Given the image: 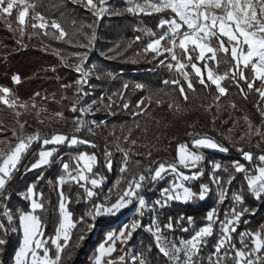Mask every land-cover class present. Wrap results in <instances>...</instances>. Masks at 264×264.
<instances>
[{"label": "trees", "instance_id": "trees-1", "mask_svg": "<svg viewBox=\"0 0 264 264\" xmlns=\"http://www.w3.org/2000/svg\"><path fill=\"white\" fill-rule=\"evenodd\" d=\"M25 2L36 6L35 14L58 23L66 36L61 39L51 27L46 30L33 28L35 21L31 19L32 9H29L22 31L17 23V10L13 11L11 17L0 15V88L9 90L13 99L32 110L41 107L58 113L65 119L80 117L78 112L72 110L73 100L78 97V76L63 68L62 60L76 65L81 61L78 55L88 53L85 64L91 73V93L98 101L104 96V102L114 114L108 125L119 146L128 153L129 161L125 163L127 159L123 153H114L104 137L90 134L88 122L80 131L40 132L39 141L28 148L6 181L5 188L0 190V225L3 226L0 228V240L4 241L0 244V264H15V254L22 243L19 217L21 214L31 213V204L24 196L31 188L43 205V211H37L35 215L43 226L42 239L49 240L47 247L50 256H57L50 243L61 222V192L68 201V210L76 228L71 232L70 239L62 242L63 251L59 254V264H94L97 250L107 236L121 229L112 227L119 220L118 217L96 215L97 207H111L116 200L110 204L99 201L109 197L108 192L121 178H124L121 188L125 189L130 182H139V176H143L140 190L137 192L132 188L135 191L133 198H125L130 204L123 213L126 215L134 210L136 200L142 196H146L149 205L153 204L165 185L148 195L154 186L149 176L155 174L159 165L165 162L163 155L166 151L176 158L181 145L202 157L200 164L193 170L200 178L188 182L187 188L198 197L201 188L207 186L210 194L205 201L198 198L190 203L172 201L170 207L163 210L164 216L159 224L170 242L180 246L183 239L192 237L197 229L207 224L208 213L215 209L213 199L216 188L211 174L220 179L221 185L228 189L229 202L233 195L241 197L242 203L235 206L230 203L229 206L242 213L234 234L236 246L240 247L239 237L243 233L262 232L264 197L256 199L250 194L245 173H237L233 165L239 164L246 170H251L252 162L258 163L259 157L264 155L257 144L260 142L264 145V99L260 96V92L264 91V84L255 81L250 91L238 76H230L221 83L227 94L220 96L215 85L205 77V71L208 66L217 76L233 72L230 56L220 54L215 62L206 59L205 63L196 64L204 74V84H201L200 77L193 72L191 64L181 51H176V56L186 65L189 80L175 70L176 62L167 53L157 56L147 52L148 45L159 39L165 31V28L159 29L161 22L173 18L170 12L136 15L126 10L124 0H112L109 14L97 18L91 11L71 0ZM89 40L92 41L91 44L88 43ZM216 44L217 41L213 40L212 46L216 47ZM87 47L89 49H85ZM163 47L168 48L167 42ZM192 63H196L195 55ZM243 74L249 82L253 81L250 68L245 69ZM17 78L19 83L14 82ZM188 82L192 85L191 90ZM180 88L184 89L183 96ZM32 105L36 107L33 108ZM0 109L9 108L0 104ZM110 118L112 115L105 113L94 120ZM253 130H258L259 135ZM68 134L83 143L75 147H68L67 143L58 147L52 144L44 146L43 141L54 135ZM0 138L16 146L20 137L16 129L12 130L5 123L0 127ZM197 138L212 140L225 153L193 148L192 144ZM55 149L57 152L52 156L49 166L32 170L42 151ZM151 153H156L155 157L158 158L147 157ZM67 154L76 157L86 154L96 158V165L90 175L96 180L103 179V182L101 186L91 188L94 193L91 198L85 191L90 187L85 188L74 182L64 171V165H68V171L73 176L79 171L73 158H65L61 165L55 163ZM245 154L251 155V163L244 159ZM109 164L110 168L106 166ZM214 165L220 166L218 171L213 172ZM124 166L128 169L127 172H122ZM61 179H68L69 182L60 185ZM229 202H225L218 211L216 231L225 218ZM155 209H158L157 205ZM142 213L141 216L136 214L126 219V223H130L132 218L142 222L127 248L145 255L148 264H171L156 246L148 228L152 212ZM9 217L12 223L8 222ZM216 244L215 236L202 243L194 258L195 264H214L211 256ZM121 248L119 243L111 256L113 259L119 257ZM224 263L234 264L232 259H226Z\"/></svg>", "mask_w": 264, "mask_h": 264}, {"label": "snow or ice", "instance_id": "snow-or-ice-1", "mask_svg": "<svg viewBox=\"0 0 264 264\" xmlns=\"http://www.w3.org/2000/svg\"><path fill=\"white\" fill-rule=\"evenodd\" d=\"M130 5L134 4V0H128ZM88 6L90 8H95L96 5L92 3V0H87ZM35 5L31 3H26L25 0H0V15L11 17L14 10L18 11L17 23L21 26V31L23 26L26 24V18L29 16V9L33 10V15L31 19L35 21L32 24L33 28H39L41 30H46L48 27L54 29L61 39H64L66 33L62 30L61 26L55 21H48L44 16L35 14ZM104 9L101 8V12ZM129 12L139 15H153L163 12H170L173 16L172 19L167 21H162L160 24L161 28L168 29V35H162L159 39H155L153 43L149 44L146 51L156 54L157 56L164 55L167 53L176 62V71L181 72L182 69L186 67L184 63H181L176 57V50H180L185 59L191 64L193 72L197 77H200V83L204 84V79L201 74V70L196 64L205 63L206 59L215 62L217 56L223 54L225 56H230L233 62L234 71L226 73L224 76H214L211 70H207V77L210 83L214 84L218 89L219 95H226L225 89L221 86L220 81L229 79L230 76H238L240 80H243L248 89L251 91L253 89V84L255 81H260L264 84V0H150V2L139 4L135 3L134 7H129ZM97 13L94 12V15ZM186 29V31H185ZM94 38V37H93ZM216 40V47L212 46V41ZM89 40V44H91ZM167 42L168 48L165 49L163 45ZM84 47V45H80ZM193 55L196 57V63L193 64ZM81 61H85L87 56L80 58ZM219 65L217 64V67ZM253 73V81L249 82L244 77V70L249 69ZM78 73L82 72L80 67L75 69ZM187 80V76L185 75ZM15 83H19V79H15ZM167 83V82H166ZM178 85L179 82L177 81ZM189 90L192 89V85L188 82ZM181 95H184V89L180 88ZM0 93H3L5 97L9 96V92L6 89L0 88ZM260 96L264 99V91L260 92ZM0 104L6 105L9 109L16 107V102H9L5 99H0ZM26 107V106H25ZM35 108V105H32ZM139 107V105H138ZM73 111L76 109L73 108ZM84 113L81 112V115ZM19 113H17V116ZM39 115V114H37ZM62 119V117H61ZM44 123V121H40ZM78 125L79 121L75 122ZM24 125L20 124L21 131ZM76 131H80V127L76 128ZM191 135V134H190ZM259 135V132H257ZM67 138L63 135H54L51 139H46L43 141L45 145H59L63 144ZM18 143L15 148L11 150L10 154L0 153V190L5 188L6 179L10 178L13 170L16 169L21 157L26 153L27 149L31 146L33 142L39 141V135H33L28 138L20 137L18 138ZM77 143H83V141H77L75 139L71 140L69 146H74ZM193 148H209L216 149L219 151H225L219 148L214 142L208 140V138H197L192 144ZM240 151H243L240 149ZM183 153V155H181ZM53 155L51 151H42L39 154V162L33 166V169L41 168L48 163V159ZM110 155V154H109ZM177 159L181 167H188L189 165L195 166L202 157L189 153L187 147L181 145L178 149ZM244 159L251 161L252 157L250 154H245ZM260 167L255 169V175L248 173L247 170L240 166L239 164L233 165L237 173H245L247 180V188L250 194L256 199L264 197V155L259 157ZM77 162H83V168L73 176L72 172L68 171V165H64V171L68 173V177L75 181L76 183H87L91 185L92 189L99 187L97 180L91 177L92 167L95 162V157H90L86 155H81L77 157ZM127 163V160H125ZM110 168V164L106 165ZM214 170H219V165H214ZM128 169L125 167L122 172H127ZM171 171L176 174V181L171 186L170 189L162 192L161 195L167 200L181 199L183 197V202H187L189 199L198 198L199 200L205 199V194L208 193L209 188L203 186L200 190L198 197L194 195L187 187L184 186V182H191L198 180L199 175L186 176L177 172L175 166L171 169L166 168L163 164L159 165L158 170L155 172L156 179L162 178V174ZM139 182H130V189L134 188L135 191L140 190L141 183L144 181L143 176H139ZM68 179H61L59 181L60 185L68 183ZM214 183H219V181L214 180ZM231 183V180L228 181ZM87 196L91 198L94 193L89 189H85ZM131 190L125 191L123 196L117 200L115 204L108 208L96 209V215H109L113 214L115 211H119L123 207H127V202L124 198H131L133 196ZM33 196V191L30 189L28 197ZM26 197V198H28ZM223 194H221V203H223ZM235 200L238 203H242L241 197L236 196ZM141 208L144 206L143 200L139 201ZM162 207L163 203L158 202ZM60 214L62 220L57 228L56 239L52 240L51 243L56 246L57 256L54 260L49 258V252L45 248L46 241L41 238L42 233V223L40 219L32 214L24 215L21 214L19 217V225L23 232V241L19 247V250L15 254V264H59L60 256L59 253L63 251V248L58 244V241L63 239L68 241L70 239L69 230L74 229L76 224L72 222L71 216L65 211V203L63 194L61 193V203L59 205ZM37 211H43V205L36 200H33L31 204V213ZM5 215H8L5 213ZM242 213H237L233 211L232 218L228 219L222 226L221 232L223 233V238L219 241L218 246L215 248L217 253L216 261L217 264H222L225 259H233L236 264H264V235L262 234H251L246 233L241 236L240 244L243 248L245 246V240L250 239L254 247L248 251H240L235 247H232L234 256H221L219 253L230 246L231 234L236 232V225H238L241 219ZM215 213L209 214L208 226L200 229L191 240L181 242V247L183 248L186 261L185 264H195L194 258L197 257L200 246L204 242L205 238L210 237L213 233L212 222ZM8 222L12 223L11 217L8 218ZM82 223V221H81ZM191 223V221H189ZM3 226L0 225V228ZM140 225L138 223H133L129 226L130 230L120 232L118 237L110 235L107 237V241H112L114 239H120L121 243L124 242V238L129 237L132 232H135ZM170 227V225H169ZM154 236L158 237L157 233H153ZM4 241L0 240V244ZM66 246V244H65ZM160 252L170 259H175V257L168 251L157 238L156 245ZM115 249L109 247L105 250L104 245L100 246V252L102 255H111ZM181 248H174L175 253H179ZM42 253V255H40ZM97 264H100L97 261ZM108 264H123V258L120 261L113 262L108 261Z\"/></svg>", "mask_w": 264, "mask_h": 264}, {"label": "rangeland", "instance_id": "rangeland-1", "mask_svg": "<svg viewBox=\"0 0 264 264\" xmlns=\"http://www.w3.org/2000/svg\"><path fill=\"white\" fill-rule=\"evenodd\" d=\"M73 1L76 4L82 5L85 9L91 11L93 13V15H94V12L97 13L96 15H94L97 18H102L103 16L108 15L109 12H110V9H111V5L110 4H112V0H99V2H97V3L95 2L96 3L95 4L96 5L95 8H90L88 6V4L85 3V2L84 3L83 2H80V1L77 2L76 0H73ZM124 2H125V5H126V10L128 11L129 7H134V4L135 3L144 4V3L150 2V0H134V4L133 5H130L129 2H128V0H124ZM101 8L104 9L103 12H101ZM26 20H27V18H26ZM159 29H161L160 26H159ZM185 31H186V29H185ZM163 35H168V29L166 27H165V31H164ZM153 42L154 41H152L151 43H153ZM85 49H89V48L87 47ZM176 51H180V50L177 49ZM175 54H176V52H175ZM83 56H87V59H88L89 54L88 53H80L78 55V57H80V58L83 57ZM87 59L85 61H80L76 65L75 64H70L67 61L62 60V67L65 68L66 70H70V71L74 72L78 76V88H77V91H76V94H77L78 97L73 100V107H72V109L75 108L76 109L75 111L80 114V117H73L71 119H65L62 115H60L58 113H55V112H52L50 110H46V109L41 108V107L38 108V109H36V110H32L28 106H26L25 104L19 103L15 99H13L12 96L10 95L9 90L6 89L9 92V96L5 97L4 94L2 93V99L8 100L9 102H13V101L16 102V107L13 108V109H0V127H2L3 125H5V123H7V124H9V128H11L12 130L16 129L19 132V137H23V138L26 139V138L31 137L33 135H37V134L39 135L40 132H46V131H60V130L62 131L63 130V131L70 132V131H76V128L78 126L80 127V130H81V129L84 128L85 123L88 122L87 123L88 125L87 124L86 125L89 126V133L90 134L100 135V136L104 137V139L107 142H109L108 139L106 138L105 134H103L101 132V129H102L101 126H102L103 120H100V121L99 120H94V118L99 117L100 115H103L105 113L111 114L112 111L110 110L109 106L104 102V96H102L101 100L98 101L97 99H95L93 97V94L91 93L92 87L89 84L90 83L91 73H90L89 68H86L87 66L85 64L86 61H87ZM76 67H80L82 69V72H79L78 73L75 70ZM185 68L182 69V70H185ZM200 70H201V74L203 75V73H202L203 71H202L201 68H200ZM207 70H211V69L209 67L206 69V73H205V77L206 78H208L207 77ZM213 75L214 76H217V75L214 74V72H213ZM222 81H220V84L222 83ZM106 106L110 110L111 113L108 111V109H106ZM105 110H106V112H105ZM81 112H83L84 114L81 115ZM17 113H19L18 116H17ZM37 114H39V115H37ZM61 117H62V119H61ZM41 120L44 121V123H41L40 122ZM77 121L80 122L79 125L77 123H75ZM93 121H94V123H93ZM20 124H23L24 125V128H23L22 131L20 129ZM108 128L110 129L111 133L114 135V133H113V131L110 128L109 125H108ZM253 131L258 132V130H253ZM13 135H15V133H13ZM63 136H65L67 139L65 140V142L63 144H59L58 146H62L65 143H67V146L68 147H75V146H77L79 144H82V143H77L74 146H69L71 140H73V139H75L77 141H80V140L77 139L75 136H71L69 134H68V136L67 135H63ZM115 138H116V136H115ZM116 140H117V138H116ZM117 142H118V140H117ZM33 143L31 145H33ZM257 144L261 148V150L264 151V145H262L260 142H258ZM44 146H46V145L44 144ZM14 148H15V146L12 143H10L8 140H6L4 138H0V153H3L5 155L10 154L11 150L14 149ZM206 149H209V148H206ZM187 150H188L189 153L195 154V153L191 152L188 148H187ZM44 151L47 152L49 150H44ZM181 155H183V153H181ZM195 155H198V154H195ZM86 156H89V155H86ZM155 156H156V153H151L147 157L158 158V157H155ZM90 157H94V156H90ZM163 158H164L165 162H163L162 164L166 168L171 169L173 166H175L176 169H177V172H179L182 175H186V176L197 175V174L193 173V170L200 164V161L195 166L189 165L188 167H181L179 165L178 159L177 158H174L169 152L166 151L164 153V155H163ZM0 162H2V160ZM75 162H76V164H77V166L79 168V171H80L83 168V162H79V163L77 161H75ZM248 162L251 163L252 162V159H251V161H248ZM257 162L258 163L254 162V161L252 162V164H251L252 165V169L251 170H247L248 173H251L253 175L256 174L255 173V169L257 167H260V165H259V163H260L259 159L257 160ZM95 165H96V158H95V162H94L93 167ZM240 166H242V165H240ZM42 167H44V166H42ZM93 167H92V169H93ZM125 167L126 166H124L123 168H125ZM242 167H244V166H242ZM214 171H216V170H214V167H213V172ZM168 176H173L175 179H177L175 173H173L171 171H167V172H165V173L162 174V178H159L157 180L159 182L160 181H163ZM210 177L212 179V182L214 180H216V181H219V183H214L213 182V185L216 188L215 193H214V199H213V203L215 205V209L211 210L208 213V216H209V214L215 213V216H214L213 222H212L213 233H212V235L210 237L205 238V240H204L203 243H205L207 240H209L212 236H215L217 238V244L215 246V248H216L218 246V244H219V241L223 238V233L221 232V226L228 219L232 218L233 211L239 213L235 207H229L230 206V203H232L234 206L237 205V204H239V203L235 200V197L237 195L231 196V200L229 202L228 200H229L230 197L228 195V189L226 187H223L221 185V182H220L221 180L220 179L216 178L212 174L210 175ZM5 179H6V181L8 180V178H5ZM123 180H124V178H121V180L117 183V185L120 184L121 182H123ZM102 182H103V179H98L97 180V183L99 184V186H101ZM187 183L188 182H184V186L185 187H187L186 186ZM80 184L83 185V187H85V188L87 186H88V188L90 187L89 190H91V185L90 184L83 183V182L80 183ZM29 190H28V192L26 194H24L25 197H28ZM31 190L33 191V196L32 197H28L27 200L30 202V204H32L33 200H36L37 202H39L40 197H38L34 193V190L32 188H31ZM129 190H131L135 194V191L132 188L130 189V185H129V186H127L122 191V196H123V193L125 191H129ZM134 194H133V196H134ZM209 194H210V189H209L208 193L205 194V199L202 200V201H205L209 197ZM221 194H223V197H224L223 198V203H221ZM122 196H120L118 199H120ZM133 196L131 198H128V197H125V198L132 199ZM125 198H124V200H125V202H127V205L129 206L130 201L128 199H125ZM193 199L194 198L189 199L187 202H183V197H182L179 200L172 199V201L181 202V203H190V202H193L194 201ZM117 200L115 201V203L117 202ZM225 202H229V204L226 206L227 211L225 212V218L219 223L220 229L218 231H216L215 224L218 222V211L224 205ZM60 203H61V199H60ZM64 203H65V207H66L67 200L65 198H64ZM127 207H123L119 211H115L113 214L100 215V216H108V217L109 216H112V217H116V215L119 214V213L124 214L123 212L127 209ZM105 208H108V207H105ZM142 211H145V208H144V206H143V208H141L140 203L138 201L137 202V205L135 207V210L133 212V214L130 211L131 213L129 215H130V217H134L136 214L139 215V216H141V215H143ZM35 213H30V214L35 215ZM24 215H28V214H24ZM208 216H207V218H208ZM133 223H138V220H135L134 218H132V221L128 225H126L125 227H123L122 229H120L119 232H117V233L111 232L108 236L113 235L114 237H118L119 234H120V232L125 231L126 229L130 230L129 226L131 224H133ZM208 224H209V221L207 219V224L205 226L197 229L193 233V236L200 229L208 226ZM238 225H239V223H238ZM238 225H236V230H237ZM137 230H138V228L136 229L135 232H132L129 237L124 238V242L123 243H121V240L120 239H114L112 241H107V239H106V241L102 244V245H104L105 250L108 249L109 247H113L115 249V251H116L118 244L121 243V247H122L121 248V254L119 255V257H117V259L116 258L113 259L111 256L113 255V253L115 251L111 255H102L101 252H100V247H99L98 250H97V257L93 261V263L94 264H97V261H99L100 264H108V261L109 260H111L113 262L119 261L120 256L124 253V251H128V249H130V248H127V244L129 243L130 239L135 235V233L137 232ZM72 231H73V229H70L69 230V235L71 234ZM21 232H22V230H21ZM234 234L235 233H232L231 234V241H232L231 245L230 246H226V248L223 249L219 253V255H221V256H225L226 255L228 257L234 256V252L232 251V247H235L237 250L244 251V252H248V251H250L254 247V245L252 244V242H251L250 239H246L245 240V246L243 248L241 247L240 238H241L242 235H244L246 233H243L239 237V246L240 247L236 246V244L234 243ZM259 234L264 235V229ZM22 241H23V232H22ZM46 242L47 243H45L44 246H45V248L49 252V249L47 247V244H48L49 240H46ZM62 242H64L63 239H61V240L58 241V244L61 247H62ZM50 244L53 247H55V249H56V246L55 245H53L52 243H50ZM215 248H214V253L211 256V260H212V262L214 264H217V261H216L217 253L215 252ZM40 255H42V253H40ZM49 258L52 259V260L55 259V258H52L50 256V252H49ZM225 261H226V259L222 262V264H225L224 263ZM233 263L236 264V262L234 260H233Z\"/></svg>", "mask_w": 264, "mask_h": 264}, {"label": "built area", "instance_id": "built-area-1", "mask_svg": "<svg viewBox=\"0 0 264 264\" xmlns=\"http://www.w3.org/2000/svg\"><path fill=\"white\" fill-rule=\"evenodd\" d=\"M180 73H181V75L184 78H185V75H186L187 76V80H189V76H188V74H187V72L185 70H182ZM106 109H108L107 106H106ZM108 111L110 112L109 109H108ZM111 115H112V118L103 120V123H102V126H101V128H102L101 132L103 134H105V136L108 139V141H109L111 147L113 148L114 152L115 153H123L125 155L127 161H129L128 153L125 152V150H123L119 146L115 136L111 133L110 129L108 128V123L110 121H112L114 114L111 113ZM93 123H94V121H93ZM65 158H73L75 161H77V157L76 156H74L73 154H67V155H64V156L60 157L55 163L61 164L62 161ZM154 177H155V174L149 176V179L153 182L154 186L151 188V190L148 193V195H151L158 187L165 185V187L159 192L160 197L156 198L154 200L153 204L149 205L148 202H147L146 196H142V197H139L136 200V205H137L138 201L143 200L145 212H149V211L152 212V216H151V218L149 219V222H148V228H149L150 232L152 233V235H153V233H157L158 234L160 243L168 251H170V253H172V255L175 257L174 260L167 257L170 260L171 264H185L186 255H185V252H184L183 248L181 247V245L180 246L173 245L170 242V240L168 239V237L164 234V232L162 231L161 226L159 224V220L162 219L163 216H164L163 215V210L169 208L170 205H171V202H172V200L165 199V197L162 196L161 193L165 192L168 189H170L171 186L176 181V179L173 176H168L165 180L159 182ZM104 180H106V178H104ZM121 183L118 184V185H115L114 188L108 192L110 194L108 198H106L103 201H99V202L100 203H105V204H110L112 201L117 200L122 195V191L124 190V189L121 188ZM158 202L163 203L164 206L161 207ZM155 205L158 206V209H155ZM134 210L131 211L132 214H133ZM130 213H128L126 215H124L122 213L117 214L116 217H118L119 220L114 222L112 224V227L113 228H119L120 227L122 229L123 227L128 225L129 223H126V219L128 217H130V215H129ZM138 224L141 227V225H142L141 220H138ZM153 237H154V241H155V243L157 245V238L158 237L154 236V235H153ZM192 238L193 237L185 238V239L182 240V242L186 243L187 241L191 240ZM174 248H181V251L179 253H175L174 252ZM200 249H201V246H200ZM121 258H123V264H148V260H147L146 256L143 255L142 253L137 252L133 248L128 249V251H124V253L120 256V259ZM120 259H119V261H120Z\"/></svg>", "mask_w": 264, "mask_h": 264}, {"label": "crops", "instance_id": "crops-1", "mask_svg": "<svg viewBox=\"0 0 264 264\" xmlns=\"http://www.w3.org/2000/svg\"><path fill=\"white\" fill-rule=\"evenodd\" d=\"M71 1H73V0H71ZM77 2L78 1H80V2H85V3H87V0H76ZM97 2H99V0H92V3L93 4H96ZM75 3V2H74ZM76 4V3H75ZM88 4V3H87ZM76 5H79V6H82V5H80V4H76ZM198 67V66H197ZM208 68V66L206 67V69ZM203 73V72H202ZM205 73H206V71H205ZM203 77H204V74L202 75ZM208 79V78H207ZM209 140V139H208ZM211 142H213L212 140H210ZM55 146V145H54ZM57 147H58V145H56ZM220 148V147H219ZM179 149V148H178ZM201 150H206V151H212V152H219V153H225L224 151H218V150H216V149H206V148H202ZM49 151H51V152H53V155H54V153L55 152H57V149H55V150H49ZM52 155V156H53ZM82 155H86V154H82ZM52 156L48 159V163L46 164V165H44V167H47V166H49L51 163H52ZM177 156H178V150H177ZM177 156H176V158H177ZM64 161V160H63ZM62 161V162H63ZM62 164V163H61ZM60 164V165H61ZM44 167H41V168H44ZM41 168H37V169H33V167H32V170H38V169H41ZM59 191H60V189H59ZM60 199H61V192H60ZM65 211L71 216V218H72V214L69 212V210H68V201H67V205H66V207H65ZM30 214V213H29ZM61 220H62V216H61ZM56 236H57V233H56ZM56 236H54L52 239H51V241L52 240H54L55 238H56ZM52 246V245H51ZM54 249H55V247H53ZM49 249V248H48ZM56 250V249H55ZM49 252H50V250H49ZM56 252H57V250H56Z\"/></svg>", "mask_w": 264, "mask_h": 264}]
</instances>
